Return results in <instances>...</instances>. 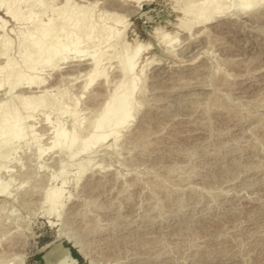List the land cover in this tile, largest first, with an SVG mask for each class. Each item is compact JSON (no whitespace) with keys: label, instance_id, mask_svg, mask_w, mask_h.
Listing matches in <instances>:
<instances>
[{"label":"rangeland","instance_id":"1","mask_svg":"<svg viewBox=\"0 0 264 264\" xmlns=\"http://www.w3.org/2000/svg\"><path fill=\"white\" fill-rule=\"evenodd\" d=\"M0 1L16 9L14 17L0 4V30L8 29L0 34L12 39L1 67L9 56L15 69L23 67L33 51L21 53L23 37L35 23L61 14H79L85 30L93 25L96 42L110 27L125 26L128 42H149L144 56L160 62L147 68L146 101L116 157L97 153L100 162L77 186L76 166H68L66 190L73 195L59 217L42 198L48 185L61 184V164L67 163L49 148L51 126L72 130L76 97L79 117L95 112L93 87L81 90L89 57L71 55L59 69L35 63L12 91L7 69H0V81L8 84L0 89V264H43L44 249L60 238L69 240L82 264H264L263 8L257 18L225 15L210 24L209 35L195 36L176 26L181 11L174 0ZM165 31L179 34L173 51L157 41ZM111 61L110 75L119 79ZM28 75L44 86L27 87ZM98 81L95 91L104 92ZM15 119L23 123L18 141L4 129ZM83 154L79 159L87 158ZM53 173L59 177L50 181Z\"/></svg>","mask_w":264,"mask_h":264},{"label":"bare ground","instance_id":"2","mask_svg":"<svg viewBox=\"0 0 264 264\" xmlns=\"http://www.w3.org/2000/svg\"><path fill=\"white\" fill-rule=\"evenodd\" d=\"M97 1H96V3H97ZM136 1L139 2V0H136ZM174 1H175V3H177L179 5L178 7L181 11L179 19L178 20L176 19L177 20L176 26L181 31L186 32L188 34L192 33L193 35L199 34V33L209 35L210 31H211V30H209V28L211 29L210 24L212 22H215L216 19H220V18L224 17L225 15L228 17V15H230V16L238 15L239 16L241 14H247V15L253 14L252 17L255 16L257 18V15H254V14L256 12H258L260 8L264 9V0H174ZM0 4L2 6L4 5L7 7L6 11H8L7 12L8 14H10L14 17L16 16V9H14L11 4H9L8 2H4V1H0ZM263 9H261V10H263ZM33 13H34V11L31 14H33ZM33 15H30V16L33 17ZM29 18L30 17H28L27 19H29ZM81 21H82L81 16L79 14H76L74 16L73 15H66L65 16V15L61 14L60 18H58V19H56V17L54 18V16H51V18L47 21L42 22V20H40L39 22L35 23L34 27L32 26L34 28V30L31 33L29 32V35L27 33V36L23 37L24 40L21 41V42H23V43H21L22 47H23V50L21 53H25V49L27 47L33 50L30 54H27V53L25 54L26 58H25L24 66L23 67L20 66L19 69H17V68L15 69L10 56H9V58L6 56L8 58V59L6 58L7 59L6 61L3 60L5 62V64L2 62V64H4V65H2V67L0 65V69H2V70L7 69L6 70L8 72L7 73V75H8L7 79L9 78L8 83L10 86L9 90L11 89V91H12L14 88H17L18 84L21 82V73H24L23 72L24 70L26 71L28 69L29 70L35 69L36 64H40V65H42V67L43 66H48V67L51 66L54 69H56L58 64L59 65L61 64L59 62L61 60H65L66 61L65 63L67 64L68 63L67 59L70 58L71 55H73V58L78 57L77 60H81L82 57L83 58L89 57L88 58L89 61L88 60L87 61L90 64H88V63L87 64H88L90 69L88 68L89 69L88 71H84L85 73L83 72L84 76H85L83 78H85V81L81 87L82 88L81 90H82V93L85 94L86 92H88L93 87V89H91V90L92 91L94 90V91L93 92L90 91L92 94L91 95L92 98L91 97L90 98L93 100L92 104L94 103V105L96 104L98 106L93 108V110H95V112L93 113L92 117L89 119H85V120L82 119L81 117H79L80 110H82L83 108L79 109L80 108L79 103L81 100H80V97L79 98L76 97V100L73 99V101H72V105H73L72 109L70 108L71 109L70 112L68 111L69 114L71 115L72 119H73L72 130L69 129V131H68V129H67V131H66L63 127H60L61 125L57 126V124H58L57 121H56V123H57L56 125H52L53 121H51L50 118H48V119L46 118V121L48 120L49 125L50 126L52 125L51 127H54V129H55V131H54V129L52 128L54 131V136H52L53 141L51 142V144H49L50 145L49 148H51L53 150L56 149L57 152H60V154L63 155V158H67V161H63L64 163L65 162H67V163H65V164L62 163L61 164L62 165L61 170L59 169L60 172L58 171L59 175H61L63 177L62 178L63 181H61V184L59 186L56 183L55 184L51 183L50 185H48V187L44 191V197H42L44 202L49 205L48 212L51 215L55 214L58 217L62 215L61 209L65 205V200L70 199L71 196L73 195L72 191H69L70 192V194H69V192L66 190V184H67V179H68L67 175L70 173V169L68 172V168L70 167L69 165L74 164L76 166L75 171L73 172V173H75V174H73V177H74L73 180L75 181V184L77 186V184H79V182L84 178V176L90 170H92L98 162H100V161H98V162L96 161L97 162L96 163L94 161L95 157L97 156L96 155L97 153H99V152L101 153V151L102 152L105 151L108 154H114V153H117L116 152L118 150L117 148L121 144H123V141L125 143H127V141L125 139L128 138L129 134H131V130H132L131 127H133L132 125L134 124V121L136 120V117H137L138 113L140 112V109L143 107V105L145 103L144 100L146 101V99H145L146 98L145 97V91H146L145 90V81H146V77H147V68L152 63L160 64V62L156 61L155 58H153V57H150V58L147 57L146 58L144 56V54H145L144 52L146 50L148 51L150 49V43L149 42L142 43L140 41L141 43H139V42L137 43V41H136L135 45H133V44L131 45V43L128 42V40L126 38L127 33H126L125 26H123L124 29H122V30H119V28H117L118 30H116V29H112L110 27V30L107 29L108 31L105 32V34L102 33V37L99 38L100 40L96 39L97 40V42H96L95 41L96 35L94 36V26L92 25L88 28L86 27V30H85V29H83L84 27H82L83 24ZM116 21H121V19L119 20L117 18ZM2 24H3V22H2ZM4 24L1 25V27H4ZM6 30H8V29H6ZM6 30H4V31H6ZM0 31H2V29ZM4 31H2V32H4ZM6 33H7V31H6ZM5 35H7V34H4V36ZM9 35H7L6 37L3 38V35L1 36V34H0V36L2 37V38L0 37V55L1 56L5 52L4 50L7 51L8 47H9L8 43H10L9 41L12 40L10 37L8 38ZM178 35H179L178 33L173 35L170 32L165 31L159 35H156L157 36L156 38H158L157 39L158 42H160L161 44H164L166 49L171 48V50L173 51L172 45L176 46L175 41L178 39ZM190 38H192V36ZM9 39H11V40H9ZM48 42H50V43H48ZM177 43H178V41H177ZM91 44H93L92 46H94V50L89 51V49H91V47L89 48V46ZM118 45H120V46L118 47ZM111 48L112 49L114 48L113 54L110 53L111 55H109V51L112 52ZM167 51L168 50H166V52ZM172 51L169 50V52H172ZM1 56H0V58H1ZM3 56H4V54H3ZM75 59H73V60H75ZM111 59L112 60L115 59V61L117 62V65H118L117 68L119 70V73L117 71V74L120 75L119 79H118V77H116V76H118L116 74H115V78H117V79L113 78L114 74H112V76L110 75L111 74L109 71V69L111 68L110 65L113 64ZM77 60H75V61H77ZM106 60H110V62H112V63L111 64L106 63ZM62 63H64V62H62ZM106 64L107 65L110 64V65H108V66H110L109 69H108V66ZM58 67H57V69H59ZM60 67H61V65H60ZM31 71H33V70H30V72ZM31 74L33 77L35 76V75H33V73H30V75ZM36 74H37V72H36ZM30 75H28V76L30 77ZM36 76H38V74ZM80 76H82V75H80ZM7 79L5 81H7ZM26 80H25V82H26ZM98 80L101 81L102 87L106 88V89L104 88L105 90L102 88L104 90V92L103 91L102 92L101 91L100 92L95 91V89H94L95 86H93V85L96 84L97 83L96 81H98ZM214 80H216V79H214ZM42 81L43 80H39L36 78L29 79L27 81L29 84L26 83L27 84L26 86L28 87V85H29L30 88H33L35 86L31 87V85H34L35 83L37 85H40L42 83L40 86H44L43 84L45 81L44 82H42ZM2 82H4V81L3 80L0 81V87L2 85L7 84L6 82H4L5 84L4 83L2 84ZM98 83H100V82L98 81ZM213 83H214V81H213ZM21 84H22V82H21ZM23 85H25V84H23ZM23 85H21V87ZM220 85H221V83H220ZM53 86L54 85H52V87ZM96 86L98 87V84ZM99 86H101V85L99 84ZM3 87H1L0 89H3ZM218 88H219V86H218ZM41 89H43V91H44V88H41ZM6 90H8V89H6ZM9 90H8V93H9ZM48 91L49 90L45 89L44 92L46 93ZM66 92H67V90H66ZM66 92H63L61 94V96H64V95L66 96V94H65ZM94 105H92V107ZM33 109H35V107ZM31 116L29 115V117H31ZM33 119H35V118H33ZM19 122H20L19 119L18 120L15 119V121L12 123H5V121H4V123H5L4 129H6L5 130L6 132L10 133V134L8 133L7 136L11 135V137H10L11 139L9 138V140H12V137H14V139H15L14 141H18L19 138L21 139L22 137H24V135L22 136V133H23L22 129H20L21 128L20 124L22 123V121L20 124H19ZM33 125H32V127H33ZM4 129H2V130H4ZM5 131H3V133ZM136 137H137V135H136ZM169 137H171V136H169ZM108 140H110L111 142L108 143ZM99 148H103V149L99 150ZM41 151L44 152L45 150L43 151V149H42ZM85 152H87L88 154ZM83 153L88 155L87 158ZM41 154L42 153L40 152V155ZM81 154H83V156H85V159H84V157L81 158L83 160L79 159ZM118 155H119L118 159H120V160L124 157L123 156L122 158H120V153ZM114 156H115V154H114ZM114 156H111V157H114ZM101 159H104V158H101ZM63 160H65V159H63ZM120 162L122 163L123 160ZM120 165H122V164H120ZM59 175H58V173H55V174L53 173L51 178H50V181L54 180L57 176L59 177ZM150 184H151V182H150ZM153 188L155 189V187H153ZM66 191L68 192L67 195L65 194ZM60 239H66V238H60ZM20 264H23V263H20Z\"/></svg>","mask_w":264,"mask_h":264},{"label":"water","instance_id":"3","mask_svg":"<svg viewBox=\"0 0 264 264\" xmlns=\"http://www.w3.org/2000/svg\"><path fill=\"white\" fill-rule=\"evenodd\" d=\"M73 248L67 239L53 241L41 255L43 264H82Z\"/></svg>","mask_w":264,"mask_h":264}]
</instances>
